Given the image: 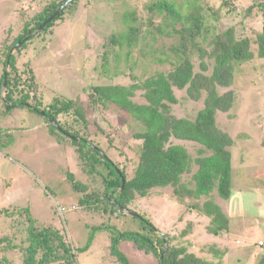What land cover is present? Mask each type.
<instances>
[{
	"label": "trees",
	"instance_id": "16d2710c",
	"mask_svg": "<svg viewBox=\"0 0 264 264\" xmlns=\"http://www.w3.org/2000/svg\"><path fill=\"white\" fill-rule=\"evenodd\" d=\"M65 1L48 0L24 22L12 41L3 40L0 48L1 112L6 114L19 107L29 109L42 117L48 134L57 144L73 147L79 158V168L86 174L85 181H82L67 172L72 188L81 193L77 194L76 204L92 210L102 205L100 212L104 217L98 224L88 226L86 243L75 246L61 228L36 222L28 205L0 207L3 231L9 227V231L0 232V252L5 258L20 264H76V253L87 250L96 233H106L109 254L120 264H131L120 249L123 241H130L134 249L154 255L158 264L163 252L161 264H211L189 246L174 243L175 236L170 230L160 233L141 211L140 202L153 189L163 187L172 188L181 199L184 196L199 199L214 190L223 199L229 198L230 147L234 139L217 125L216 114L218 111L227 112L233 106L235 92L229 88L234 81L236 66L255 56L264 58V1H255L262 17L261 30L253 39L255 51L251 49V41L247 37L238 38L233 28L219 32L220 10L230 6L229 0L218 8L206 0H185L184 3L182 0H139L145 13L141 12L138 19L136 16L140 11L137 4L123 10L121 23L123 27L126 25V29L112 31L107 39L119 49H126V62L133 59L128 66L130 84L92 85L85 95L88 106L97 108L113 104L140 125V130L134 133V138L141 141L140 151L131 171L127 170L128 165L122 159L126 153L117 154L118 161L113 160L115 158L108 154L109 146L104 148L99 141L89 138L88 112L77 98L55 96L41 106L32 86L33 70L27 65L20 70L17 63L34 37L53 33L61 22L65 23L73 15L79 0H71L58 11ZM202 1L207 4L206 8ZM230 11L227 10L228 13ZM251 11L248 7L246 16ZM130 20L139 21V24L129 26ZM141 27L146 32L144 39L138 33ZM205 41L209 49L202 46ZM17 43L18 46L11 51ZM138 44L143 45L146 52L139 49L138 57L130 56L132 48ZM114 50L109 46L105 48L103 59H118L119 53ZM135 67H141L140 76L133 74ZM147 68L152 69V73L146 72ZM22 74L25 75L24 80ZM4 78L5 87L1 95ZM220 88L227 90L222 92ZM174 89L185 90L186 96L195 101L204 96L203 106L193 120L177 117L171 112V104L178 101ZM137 92L145 99L144 103L134 99ZM173 139L199 144L206 153L192 160L188 149L180 142H172ZM112 147L117 149L115 144ZM191 169L194 170L192 186L182 180ZM122 177L125 179L123 184ZM191 202L187 209L198 208L201 215L208 217L206 229L212 236L221 238L228 232V216L218 204L212 200ZM120 206L134 214L123 212ZM187 209L181 210L173 222L177 225L183 220L186 224L180 231L181 236L195 229L193 222H186ZM121 216H129L133 225L126 224L120 228L116 220ZM207 245L211 246L214 257L220 260L224 257L223 251L217 250L211 242ZM263 261L264 258L260 264Z\"/></svg>",
	"mask_w": 264,
	"mask_h": 264
},
{
	"label": "rangeland",
	"instance_id": "374dc122",
	"mask_svg": "<svg viewBox=\"0 0 264 264\" xmlns=\"http://www.w3.org/2000/svg\"><path fill=\"white\" fill-rule=\"evenodd\" d=\"M47 1L0 0V48L3 40L12 41L24 22ZM206 1L218 8L227 0ZM229 1L230 6L220 10L221 18L217 23L219 32L228 27L233 28L238 38L247 37L251 41V49L255 51L253 39L261 30L262 20L255 6L257 0ZM135 4L140 11L136 16L138 19L141 12L145 13L143 3L139 0H79L73 15L65 23L61 22L53 33L34 37L17 62L20 70L26 65L33 70L35 85L33 83L32 86L41 100V106L55 96L77 98L88 112L89 138L94 142L99 141L104 148L109 146L108 154L115 158L113 160L126 153L122 159L128 165V171L135 168L140 151L141 141L134 138L140 125L113 104L97 108L88 106L85 93L92 85L130 84L128 66L133 63V59L126 62V49L112 45L107 36L112 31L122 32L126 29V25L123 27L121 23L123 10ZM203 6L206 8L207 4L203 2ZM248 7L252 11L246 16ZM227 10L231 11L228 13ZM138 24L139 21L132 20L128 23L129 26ZM142 28L138 33L144 39L147 36ZM161 42L169 43L168 40ZM108 46L119 53L118 59H103V52ZM202 46L209 49L206 41ZM139 49L146 52L144 46L138 44L132 48L130 56L138 57ZM196 62L199 63V60ZM141 71V67H135L133 74L140 76ZM146 72L152 73V69L147 68ZM24 76L22 74V80ZM229 89L235 92L233 106L227 112L218 111L216 114L217 125L234 139L230 147L232 171L229 198L223 199L214 190L199 199L184 196L182 200L173 193L172 188L163 187L153 189L140 202V208L160 233L170 230L175 236L174 243L189 246L190 250L205 257L211 264H260L264 258V247L257 244L259 239L264 240V58L255 56L237 65ZM220 90L223 92L227 89ZM3 91L4 88L1 95ZM174 92L178 101L171 104V112L177 117L193 120L203 106L204 96L195 101L186 96L185 90L174 89ZM134 99L145 102L140 92L136 93ZM172 142L183 144L192 160L206 153L194 142L176 139ZM114 144L117 146L116 151L112 147ZM67 172L85 181L86 174L79 168V158L72 146L57 144L48 134L39 114L21 107L2 114L0 106V207L28 205L36 222L61 228L78 246L86 243L88 226L98 224L104 214L100 212L102 205L94 210L77 206V194L81 193H76L72 188ZM193 172L191 169L183 177V182L192 186ZM192 200H212L220 206L229 221L228 232L223 237L216 238L207 231L208 217L201 215L198 208L187 209L186 206L190 207ZM185 208L188 214L186 222H193L195 229L181 236L180 231L186 224L183 220L177 225H173V222ZM1 217L2 214L0 232L9 231L8 226L3 231ZM116 221L120 228L126 227V224L133 225L129 216H121ZM208 242L223 251L221 260L212 255L211 246H206ZM108 246V235L96 233L89 248L76 253V264H120L110 256ZM120 249L131 264H158L154 255L134 249L130 241L121 242ZM3 254L0 252V264L10 261ZM11 262L7 264H20L18 261Z\"/></svg>",
	"mask_w": 264,
	"mask_h": 264
},
{
	"label": "water",
	"instance_id": "95a60500",
	"mask_svg": "<svg viewBox=\"0 0 264 264\" xmlns=\"http://www.w3.org/2000/svg\"><path fill=\"white\" fill-rule=\"evenodd\" d=\"M71 0H67V1H65L64 3H63V5L62 6H60V8L58 9V11L59 10H61L62 9V7L63 6H65L68 2H70ZM58 11H56V12H58ZM19 43H17L16 45H18ZM5 87V78H4V80H3V83H2V89ZM52 123H54L53 121H51ZM70 137H72V136H70ZM124 178L122 177V184L124 183ZM122 187V186H121ZM120 209L123 211V212H125V213H128V214H134L133 212H131V211H129L128 209H126V208H124L123 206H120ZM167 248L165 247V250H166ZM164 250V251H165ZM164 253V252H163ZM163 253L160 255V264H161V262H162V257H163Z\"/></svg>",
	"mask_w": 264,
	"mask_h": 264
},
{
	"label": "built area",
	"instance_id": "2783aa9c",
	"mask_svg": "<svg viewBox=\"0 0 264 264\" xmlns=\"http://www.w3.org/2000/svg\"><path fill=\"white\" fill-rule=\"evenodd\" d=\"M257 244H258L259 246H264V240H263V239H259V240L257 241Z\"/></svg>",
	"mask_w": 264,
	"mask_h": 264
}]
</instances>
